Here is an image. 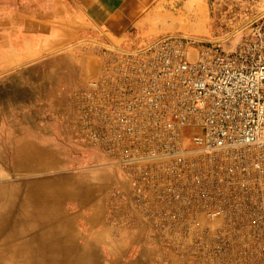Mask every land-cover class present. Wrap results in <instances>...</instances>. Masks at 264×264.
I'll return each instance as SVG.
<instances>
[{"label":"built area","instance_id":"2783aa9c","mask_svg":"<svg viewBox=\"0 0 264 264\" xmlns=\"http://www.w3.org/2000/svg\"><path fill=\"white\" fill-rule=\"evenodd\" d=\"M252 18L236 46L170 34L105 48L76 92L73 137L122 180L113 221L142 224L164 264H264V13Z\"/></svg>","mask_w":264,"mask_h":264},{"label":"rangeland","instance_id":"374dc122","mask_svg":"<svg viewBox=\"0 0 264 264\" xmlns=\"http://www.w3.org/2000/svg\"><path fill=\"white\" fill-rule=\"evenodd\" d=\"M172 1L177 4L172 9L168 6L162 8L163 13L155 19L156 31L140 35L133 30L132 37L115 38L113 45L103 39L92 18L76 0H0L1 185L11 186L14 177L39 180L53 178L60 173H76L84 168L83 162L67 157L61 162L50 163L49 168L41 166L40 171L31 172L29 164L16 170L13 139L15 134L20 133L21 127L27 130L31 125H41L49 118L63 122L73 134L76 92L86 80L99 74L103 49L126 43L131 38L142 40L170 34L192 35L222 44L230 38V45L236 46L243 35L241 24L253 19L252 14L264 13V0ZM244 1L248 2L245 6L251 3L255 6L253 10H247L248 15L245 16L240 14ZM67 8H70L69 12ZM148 11L143 9L146 15ZM16 12L27 17L37 16L39 30L36 42L30 38V31L25 29H22L19 39L18 32L15 34L20 30L19 23H14L13 33L5 24ZM73 154L72 151L68 153L69 156ZM86 172L81 171V175ZM71 190L74 196L66 202L63 218L66 224L78 223V219L70 213L76 201ZM102 262L109 264V259L105 258Z\"/></svg>","mask_w":264,"mask_h":264},{"label":"crops","instance_id":"0c3cea01","mask_svg":"<svg viewBox=\"0 0 264 264\" xmlns=\"http://www.w3.org/2000/svg\"><path fill=\"white\" fill-rule=\"evenodd\" d=\"M76 1L92 18L103 39L113 45L116 43L115 38L131 36L133 30L140 35L156 31L154 22L163 13L162 8L166 9L168 6L172 9L177 4L172 0ZM245 2L242 11L253 10L255 6L252 3L245 6L248 3ZM69 9L67 8L68 12ZM143 9L149 10L147 15L143 13ZM17 15L22 16L21 12H16L9 22ZM29 17L35 20V24L31 23L29 34L36 42L38 18L33 15ZM8 27L13 33L14 26ZM22 29L28 30L20 26V30L15 31V34L18 32L20 35V40ZM66 127L63 122H55L49 118L45 123L31 125L27 130L21 127L20 133L14 136L16 170L29 164L31 172L40 171L41 166L49 168L50 163L72 157L84 163V170L81 171H87L84 176L79 171L60 173L53 178L39 180L30 177L24 180L13 178L15 181L12 185L15 186L17 195L16 208L25 212L24 215L29 211L31 217L28 222H20L19 243H30L33 250L45 244L47 251L50 244L60 245L67 264H77L79 260L82 264H103L102 260L105 258L109 259V264H164L158 247L142 224L132 218L127 222L113 221V217H120V212L115 209L112 193L113 188L122 183L118 171L102 153L80 145ZM71 151L74 154L69 156ZM77 151L80 154L77 155ZM1 167L0 154V170ZM71 188L76 201L70 213L78 219V223L66 224V219L63 220L66 202L74 196Z\"/></svg>","mask_w":264,"mask_h":264},{"label":"bare ground","instance_id":"6f19581e","mask_svg":"<svg viewBox=\"0 0 264 264\" xmlns=\"http://www.w3.org/2000/svg\"><path fill=\"white\" fill-rule=\"evenodd\" d=\"M15 22L20 23L23 28H28L29 31H31V23L35 24V20L20 15L5 24L13 26ZM15 196L17 195L14 185L7 187L0 184V264H67L64 262L67 260L62 256L60 245L50 244L47 251L45 244L33 250L30 243L27 245L19 243L20 222H28L31 217L29 211L24 215L25 212L17 210ZM77 264H82L81 260Z\"/></svg>","mask_w":264,"mask_h":264}]
</instances>
